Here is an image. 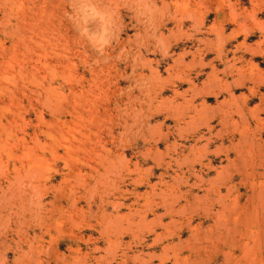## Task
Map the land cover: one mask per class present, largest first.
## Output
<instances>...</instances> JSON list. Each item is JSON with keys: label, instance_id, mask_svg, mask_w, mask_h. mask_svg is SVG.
I'll return each mask as SVG.
<instances>
[{"label": "rangeland", "instance_id": "1", "mask_svg": "<svg viewBox=\"0 0 264 264\" xmlns=\"http://www.w3.org/2000/svg\"><path fill=\"white\" fill-rule=\"evenodd\" d=\"M159 262L264 264V0H0V264Z\"/></svg>", "mask_w": 264, "mask_h": 264}, {"label": "bare ground", "instance_id": "2", "mask_svg": "<svg viewBox=\"0 0 264 264\" xmlns=\"http://www.w3.org/2000/svg\"><path fill=\"white\" fill-rule=\"evenodd\" d=\"M236 56H238V55H236ZM240 58V57H239ZM242 58H243V56H242ZM30 81V80H29ZM36 82V81H35ZM50 88V87H49ZM44 90V89H43ZM43 146V145H42ZM22 176V175H21ZM163 192V191H162ZM166 192V191H165ZM162 196V195H161ZM164 197V196H163ZM164 199V198H163ZM162 200V199H161ZM166 200V199H165ZM167 201V200H166ZM165 204V203H164ZM207 212H209V211H207ZM145 218V217H144ZM188 222V221H187ZM107 232V231H106ZM96 246V245H95ZM22 253V252H21ZM161 257V256H160ZM151 258V257H150ZM159 264H160V262H159Z\"/></svg>", "mask_w": 264, "mask_h": 264}, {"label": "crops", "instance_id": "3", "mask_svg": "<svg viewBox=\"0 0 264 264\" xmlns=\"http://www.w3.org/2000/svg\"><path fill=\"white\" fill-rule=\"evenodd\" d=\"M236 55H237V54L235 53L234 56H236ZM234 56H233V57H234ZM239 57L242 58V56H236V58H239Z\"/></svg>", "mask_w": 264, "mask_h": 264}]
</instances>
